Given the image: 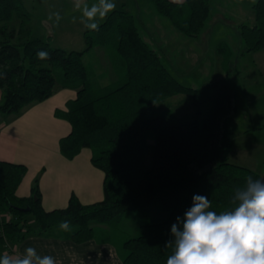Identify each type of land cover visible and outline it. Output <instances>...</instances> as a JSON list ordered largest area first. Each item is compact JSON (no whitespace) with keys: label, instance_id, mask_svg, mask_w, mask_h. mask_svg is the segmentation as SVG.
<instances>
[{"label":"trees","instance_id":"1","mask_svg":"<svg viewBox=\"0 0 264 264\" xmlns=\"http://www.w3.org/2000/svg\"><path fill=\"white\" fill-rule=\"evenodd\" d=\"M212 2L153 0L161 16L192 38L206 28ZM253 8L254 22L240 25L246 53L264 50V0ZM15 20L18 25L11 27ZM31 20L24 0H0V114H19L50 98L58 86H76L77 98L66 110L57 111L72 125L61 140L62 153L74 158L84 148L93 151V164L105 173V198L83 204L72 196L66 208L47 211L38 182L32 196L17 194L28 167L0 159V248L11 253L34 233L78 243L114 242L112 226L122 214L160 202L168 217L143 224L139 236L117 247L125 264H166L172 253L171 247L165 248L173 239L171 225L192 206L194 195L208 197L210 210L219 214L234 207V192L246 177L263 179L261 173L224 155L234 146L232 121L239 110L229 76L233 55L229 45L218 48L225 58L226 77L195 88L169 70L160 52L144 38L137 17L125 9L108 14L99 31L86 30L85 51L54 47L51 36L35 37ZM109 43L122 56L125 72L116 81L102 79L96 87L84 56ZM39 51H47L49 58L39 59ZM57 68H61L58 74ZM150 133L155 142L151 167ZM62 220L70 222L69 231L61 230Z\"/></svg>","mask_w":264,"mask_h":264},{"label":"crops","instance_id":"2","mask_svg":"<svg viewBox=\"0 0 264 264\" xmlns=\"http://www.w3.org/2000/svg\"><path fill=\"white\" fill-rule=\"evenodd\" d=\"M185 1L180 0L178 3ZM146 8L139 10V21L147 31L149 30V35L153 36L163 61L172 65L173 69L182 75L181 77L188 78L192 75V80L204 77L203 86L209 79L203 70H212L210 75L216 77L213 81L226 77L225 58L218 51L222 44L230 46L225 38H218L214 42L215 46L210 50L209 58L193 61L187 54L191 41L182 42L181 37L173 32L166 35L152 32L149 28L153 26L157 28V23H162V20L158 18L159 13L155 5ZM250 17L254 22V11ZM85 32L86 29L84 34ZM230 48L232 49L231 46ZM232 54L230 62L233 70V49ZM243 56L248 58L250 67L244 74L246 94L242 103L245 110L241 118L234 117L232 129L233 127L239 129L242 136L240 147L249 154L250 151H258L259 147L261 149L259 137L264 135V50L246 53L245 47ZM111 65L116 78L109 75L106 78L116 81L124 74L125 63L114 55ZM103 70L106 71L105 68ZM188 70H194V73L191 74ZM78 90L76 86H58L50 98L31 104L19 114L9 116L0 114V159L25 164L28 167L17 194L21 197L32 196L38 182L42 205L47 211L66 208L72 196L78 197L83 204H93L105 198V173L93 164V151L84 148L74 158H68L62 153L61 140L70 134L72 125L65 118L58 116L57 111L66 110L69 101L77 98ZM2 99L3 91L0 89V102ZM238 104L240 108V101ZM2 218L5 219L7 216L4 215ZM27 247H34L41 256H53L57 264H125L115 242L91 239L78 243L71 239L37 233L19 242L11 253L6 248H0V255L5 252L23 254Z\"/></svg>","mask_w":264,"mask_h":264},{"label":"rangeland","instance_id":"3","mask_svg":"<svg viewBox=\"0 0 264 264\" xmlns=\"http://www.w3.org/2000/svg\"><path fill=\"white\" fill-rule=\"evenodd\" d=\"M257 1L258 0H214L212 4V16L209 19L206 28L197 38L183 35L172 26L169 20L160 14H158V18L162 20V23L157 21L159 23H157V28L154 26L149 28L152 32L156 31L158 33H163L164 35L168 34V32L176 33V35L181 37L180 39L182 42L191 41L189 42L190 44L187 49V54L193 59V61L209 58V52L215 46L214 42L218 38L222 37L228 41L234 51V67L230 74V78L235 83L238 101L241 103L238 115L235 116V119L241 118L242 113L245 110L244 104L242 103V101H244V95L246 94L244 74L250 69L248 58H244L243 56L245 44L240 35V25L243 23L253 22L251 21L252 18L250 15L252 11H254L252 5ZM24 2L32 17V34L35 37L46 39L51 36V43L54 47L66 50H86L87 44L84 34L85 28L79 22V19H77L76 22H73L72 20L73 16L79 18L81 15V13L74 8V0H24ZM87 2L91 4L95 2V0H87ZM114 2L116 3L115 10L125 9L134 14L138 20H140L138 17L140 9H147V6L154 5L153 0H114ZM55 11H59L63 16L59 26H55L54 21H48L47 19L49 14ZM105 20L106 18L100 21V24L105 22ZM139 24L146 41L157 49L153 36L148 33L149 30L147 31V29H145L141 21H139ZM10 25L11 27H15L18 24L15 20L11 22ZM1 40L2 35L0 34V41ZM114 55H117V57L123 60L119 52L112 47L110 43L105 46H96L94 50L86 52L84 59L91 72L93 84L96 87L100 86L102 79L106 78L107 75L111 76V78H116L111 65V59L114 58ZM166 62L167 61H164L169 70H171V72L179 80L183 81V83L195 88L203 86V82H205L203 79L204 77L196 79L193 78L192 80V75H189L188 78H183L181 77V74L173 69L172 65ZM104 68L106 71L103 70ZM59 70H61V68L56 69L57 74ZM203 71L206 74V77L209 78L206 80V83L216 79V77L210 75L212 73L211 69ZM188 72L193 74L194 70H188ZM154 115L155 114H152V116ZM233 130L235 131L234 146L224 155L230 162L247 166L261 173L264 179V135L259 137L261 140V149L259 147L258 151H250L249 155L242 150V147H240L242 136L239 129H235L233 127ZM150 135V147L147 155V164L151 167L155 142L153 140V134L150 133ZM168 215L169 213L162 208L160 202H156L152 207L145 210L127 211L122 214L121 218L114 226H112V240L117 245L122 247V244L126 239L136 237L141 234V226L143 224L164 220L168 217ZM29 219L33 222V218L30 217Z\"/></svg>","mask_w":264,"mask_h":264},{"label":"clouds","instance_id":"4","mask_svg":"<svg viewBox=\"0 0 264 264\" xmlns=\"http://www.w3.org/2000/svg\"><path fill=\"white\" fill-rule=\"evenodd\" d=\"M180 2V0H173ZM74 8L81 15L72 17L91 32L100 30V21L114 11V0H74ZM48 21L59 26L63 16L51 12ZM41 60L49 58L47 51H39ZM231 209L219 214L210 210L208 197L194 195L192 206L184 216L177 217L171 225L172 240L165 248H172L166 264H264V179L246 177L245 184L235 190ZM60 228L70 230V222L62 220ZM0 264H57L51 255L41 256L34 247H27L23 254L0 255Z\"/></svg>","mask_w":264,"mask_h":264},{"label":"water","instance_id":"5","mask_svg":"<svg viewBox=\"0 0 264 264\" xmlns=\"http://www.w3.org/2000/svg\"><path fill=\"white\" fill-rule=\"evenodd\" d=\"M28 210H30V208Z\"/></svg>","mask_w":264,"mask_h":264},{"label":"built area","instance_id":"6","mask_svg":"<svg viewBox=\"0 0 264 264\" xmlns=\"http://www.w3.org/2000/svg\"><path fill=\"white\" fill-rule=\"evenodd\" d=\"M8 218V217H7ZM1 230V229H0Z\"/></svg>","mask_w":264,"mask_h":264}]
</instances>
